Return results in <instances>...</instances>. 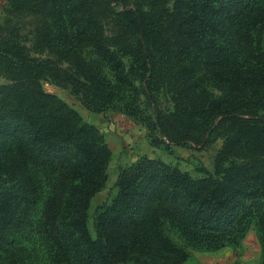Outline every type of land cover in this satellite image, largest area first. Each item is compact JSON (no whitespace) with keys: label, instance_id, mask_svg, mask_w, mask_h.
Segmentation results:
<instances>
[{"label":"trees","instance_id":"obj_1","mask_svg":"<svg viewBox=\"0 0 264 264\" xmlns=\"http://www.w3.org/2000/svg\"><path fill=\"white\" fill-rule=\"evenodd\" d=\"M0 80V264H190L252 229L264 264V0H6ZM45 84L213 168L140 157L94 236L113 153Z\"/></svg>","mask_w":264,"mask_h":264},{"label":"rangeland","instance_id":"obj_2","mask_svg":"<svg viewBox=\"0 0 264 264\" xmlns=\"http://www.w3.org/2000/svg\"><path fill=\"white\" fill-rule=\"evenodd\" d=\"M0 6L1 12L5 5L0 4ZM0 84H2L1 80ZM44 87L47 92L55 94L77 110L86 122L96 126L103 133L112 150L113 155L106 186L94 197L89 211V228L94 236L93 221L96 209L116 195V184L120 170L133 164L140 157L160 158L194 176L197 175L196 171L202 168L210 170L213 168L214 150L210 148L193 151L174 147L173 154H169L164 145L153 144L144 127L135 124L125 115L112 112L106 115L93 113L86 109L69 91L49 84H45ZM193 254L194 260L190 264H259L261 247L256 233L251 231L241 247L237 249L226 248L217 252H193Z\"/></svg>","mask_w":264,"mask_h":264},{"label":"crops","instance_id":"obj_3","mask_svg":"<svg viewBox=\"0 0 264 264\" xmlns=\"http://www.w3.org/2000/svg\"><path fill=\"white\" fill-rule=\"evenodd\" d=\"M5 2H6V0H0V4H2V5H5ZM1 7V6H0ZM255 232L253 229L252 230H250V232Z\"/></svg>","mask_w":264,"mask_h":264},{"label":"water","instance_id":"obj_4","mask_svg":"<svg viewBox=\"0 0 264 264\" xmlns=\"http://www.w3.org/2000/svg\"><path fill=\"white\" fill-rule=\"evenodd\" d=\"M159 137H157V139H158Z\"/></svg>","mask_w":264,"mask_h":264}]
</instances>
